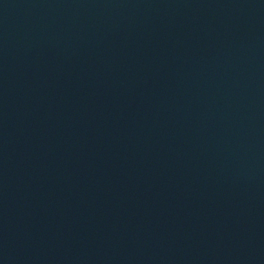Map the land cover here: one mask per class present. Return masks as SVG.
<instances>
[{
  "label": "water",
  "instance_id": "95a60500",
  "mask_svg": "<svg viewBox=\"0 0 264 264\" xmlns=\"http://www.w3.org/2000/svg\"><path fill=\"white\" fill-rule=\"evenodd\" d=\"M0 264H264V0H0Z\"/></svg>",
  "mask_w": 264,
  "mask_h": 264
}]
</instances>
